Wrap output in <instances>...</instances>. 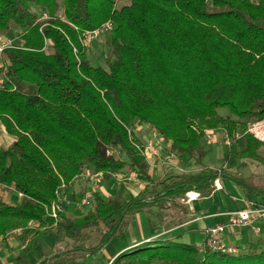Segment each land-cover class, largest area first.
<instances>
[{
    "label": "trees",
    "instance_id": "obj_1",
    "mask_svg": "<svg viewBox=\"0 0 264 264\" xmlns=\"http://www.w3.org/2000/svg\"><path fill=\"white\" fill-rule=\"evenodd\" d=\"M0 0V39L16 28L20 47H10L0 68V126L15 141L0 146V186L23 195L19 205L0 200V237L21 231L20 263L38 240L63 234L75 246L40 264H76V252L95 255L121 236L132 217L173 207L189 192L209 196L227 179L264 199V189L231 173L240 160L264 165V140L249 128L264 121V0ZM44 9L39 21L32 8ZM63 12V17L58 16ZM111 26L106 67H94L84 38ZM13 80L16 82L14 83ZM226 109L227 115L219 110ZM147 125L188 156L202 171L155 181L134 136ZM223 131L233 142L226 167L202 163L209 131ZM110 150L119 151L115 158ZM103 181L124 170L142 176L145 189L128 201L92 194L93 207L79 219L55 222L48 210L57 192L83 169ZM76 201L75 196H68ZM102 225L96 246L86 248L87 230ZM264 264V251L237 254L206 243L159 245L123 252L111 264Z\"/></svg>",
    "mask_w": 264,
    "mask_h": 264
},
{
    "label": "crops",
    "instance_id": "obj_2",
    "mask_svg": "<svg viewBox=\"0 0 264 264\" xmlns=\"http://www.w3.org/2000/svg\"><path fill=\"white\" fill-rule=\"evenodd\" d=\"M152 129L147 125H140L137 132L143 138V143L153 140ZM249 131L258 139L264 140V121L254 123L250 126ZM208 146L204 145L207 152L202 163L205 167L221 170L226 167V162L230 153V146L233 144L238 151H242L246 147V142L241 135L234 137L233 142L226 134L219 131L207 132ZM15 139L12 141V143ZM205 141V140H204ZM11 143V144H12ZM10 146V145H9ZM8 146V147H9ZM7 147V148H8ZM6 148V149H7ZM260 157L264 158V146L258 151ZM168 155L175 157L170 161L167 160ZM209 155H212V160H205ZM181 158V161H180ZM188 156L179 157L171 151V143L162 139L160 159H152L148 161L149 175L153 180H164L168 177L177 175L178 170H183L185 162H190V165L195 163L194 160L189 161ZM219 163L220 167H217ZM188 167V166H186ZM195 167V166H193ZM192 167V168H193ZM202 168L201 166H199ZM190 168L188 167V170ZM202 171V169H201ZM200 171V172H201ZM198 173V172H196ZM195 173V174H196ZM231 173L245 180H250L258 189H264V165L252 160H240L237 162L236 168L231 170ZM131 182H123L115 179L113 176L108 181H103L97 187L89 183L83 176L77 179L74 184H71L67 191L73 196H80L78 188L84 186L89 187L86 195L97 193L102 199L110 200L119 198L122 201H128L131 197L138 196L147 186V182L142 176H137L134 173ZM87 177V175H86ZM121 183V184H118ZM16 192L0 186V200L11 206L19 205L23 201V195H12ZM192 193V197H198L189 202L185 196L178 198L173 207L166 210L159 208L152 209L151 213L138 214L131 218L126 231L111 240L101 251L91 256L85 253L76 252L72 257L76 258V264H111V262L123 252L131 251L139 247H146L153 243L164 245H195L201 248L207 239L208 229L219 225L225 221L224 214L226 212L238 211L248 208L252 203L264 205V199L258 198L252 193L246 192L240 186L230 180L219 179L215 182L214 191L211 195L205 197L197 192ZM196 194V195H194ZM14 199V202L11 200ZM92 207L83 211L76 207L66 206L61 214L63 218L79 219L83 217ZM21 231L8 233L6 236L0 237V264H21L19 257L22 256L25 244L20 240ZM93 241V240H92ZM99 242L96 239L94 240ZM89 242V241H88ZM223 242L227 246L236 247L240 253L256 250L264 251V219L256 220L250 227L236 233L228 232L225 234ZM40 251L35 248L30 249L23 259L24 264H40L42 255L53 257L58 254H63L77 246L71 240L66 239L63 234L54 233L50 236H44L38 240ZM90 248L93 246H85ZM36 254H35V253ZM37 257L32 262L31 259ZM139 264H159L148 263L145 260L139 261ZM168 264V263H163Z\"/></svg>",
    "mask_w": 264,
    "mask_h": 264
},
{
    "label": "rangeland",
    "instance_id": "obj_3",
    "mask_svg": "<svg viewBox=\"0 0 264 264\" xmlns=\"http://www.w3.org/2000/svg\"><path fill=\"white\" fill-rule=\"evenodd\" d=\"M131 0H120L118 2V6H124V5H129ZM32 11L35 12L37 14L38 20L39 21H44L46 19H48V13L46 10L44 9H38L33 7ZM59 17L64 18L63 17V12L60 11L58 14ZM111 33V26H105L102 30H100V32H98L95 35H91V34H87L84 38V44L87 50V55H88V59L90 60L91 64L94 67H106V60L109 57V47H108V39H109V35ZM21 35L22 32L16 28L12 29V31L10 33H8L7 35L3 36L0 39V44L4 43V44H8L10 43L12 46L14 47H20L22 45L21 42ZM5 63H9L7 62V60L5 59L4 55H0V68H2ZM6 81L5 77L3 75H0V86L2 85V83ZM13 82L15 83L16 81L13 80ZM219 114L224 116L227 115V110L226 109H220ZM139 125H136V127H134V136L141 142L143 143V138L140 136V134L137 132V129ZM14 140L13 137L9 136L8 134L5 133L4 129L0 126V146L3 147L4 149H6L9 145H11L12 141ZM208 139H205L204 141V145L207 147L208 146ZM205 147V148H206ZM109 154L111 156H114L115 158H119L122 157V155L119 153V151H112L110 150ZM212 155H209V157H207V159L205 160V164H207V161L212 160ZM181 161V158H180ZM189 161H191V159H189ZM193 164L190 165V162H185L184 165L188 166L190 169L188 170V167H184L183 166V170H178L176 172L177 176H188V175H195L196 172H200L202 168H200L196 163L192 162ZM223 163H219L217 165V167H220ZM195 166V167H193ZM193 167V168H192ZM95 174L93 169L87 168L85 167L83 169V173L80 177L76 178L74 180V182L72 184H74L76 182L77 179H80L82 176L84 178H86L88 180L89 183L93 184V187H97L100 184L103 183V180L98 183L97 185H95L92 181L93 179V175ZM130 172L127 170H124L123 172H121L118 175H115V179L120 180L121 183L123 182H131L132 179H130L129 176ZM197 174V173H196ZM87 175V177H86ZM118 183V184H121ZM89 187H82V188H78L80 192H78L80 196H75L76 201H70L69 200V204L65 205V206H69V207H76L77 209L83 211L82 214L84 213L85 210H88V207L83 205V202L85 201L86 197L88 195H86L89 191L88 189ZM67 195H71L69 193V191L66 190ZM12 194V193H11ZM89 196L92 197L91 193L89 192ZM12 195H18L17 192L16 194L13 193ZM181 197H179L180 199ZM179 199L176 198L175 201L179 202ZM14 202V199H11ZM91 208V207H89ZM104 227L102 225L98 226V227H92L91 229H88L87 232V237L89 238V242L87 241L85 243V246H94L97 242L94 241L96 239L97 236V240L100 239L102 233L104 232ZM93 240V241H92ZM35 253V252H34ZM36 254V253H35ZM37 257H34L31 259V261L33 262L34 259Z\"/></svg>",
    "mask_w": 264,
    "mask_h": 264
},
{
    "label": "built area",
    "instance_id": "obj_4",
    "mask_svg": "<svg viewBox=\"0 0 264 264\" xmlns=\"http://www.w3.org/2000/svg\"><path fill=\"white\" fill-rule=\"evenodd\" d=\"M110 26V25H107ZM104 28V27H103ZM103 28L88 33L91 35H95ZM12 46L10 43L8 44H0V55L3 54L4 50ZM153 140L143 144V155L146 158L147 162L152 159H160L161 154V142L163 137L156 131H152ZM175 159L174 155H168L167 160L170 161ZM134 175H130V178H133ZM103 180L101 173H95L93 175V183L97 185ZM66 188L63 187L61 190L57 192L58 199L55 201L48 210L49 216L54 219L55 222L61 221V214L65 210V205L69 204V198L66 193ZM196 195V194H194ZM198 196L196 195L195 198L192 197V193H187L185 198L191 202L195 200ZM83 205L87 207H93V199L91 196H87ZM225 221L219 225H216L210 229H208L206 245L208 248L212 250L227 252L230 254H237L238 249L236 247L227 246L224 242V236L228 232L236 233L238 231H242L247 229L252 225V223L256 220L264 219V205L259 203H252L248 208L238 210V211H231L226 212L224 214Z\"/></svg>",
    "mask_w": 264,
    "mask_h": 264
}]
</instances>
